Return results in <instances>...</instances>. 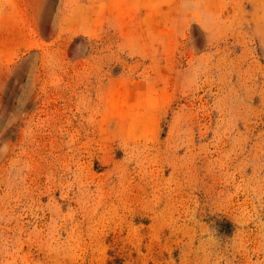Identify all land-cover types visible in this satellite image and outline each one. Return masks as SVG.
<instances>
[{
    "label": "rangeland",
    "instance_id": "rangeland-1",
    "mask_svg": "<svg viewBox=\"0 0 264 264\" xmlns=\"http://www.w3.org/2000/svg\"><path fill=\"white\" fill-rule=\"evenodd\" d=\"M0 264H264V0H0Z\"/></svg>",
    "mask_w": 264,
    "mask_h": 264
}]
</instances>
